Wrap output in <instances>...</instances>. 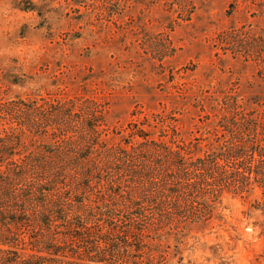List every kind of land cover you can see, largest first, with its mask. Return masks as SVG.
Listing matches in <instances>:
<instances>
[{
	"label": "rangeland",
	"instance_id": "obj_1",
	"mask_svg": "<svg viewBox=\"0 0 264 264\" xmlns=\"http://www.w3.org/2000/svg\"><path fill=\"white\" fill-rule=\"evenodd\" d=\"M33 2L29 10L27 0H0V134L17 135L19 157L51 149L52 126L38 134L20 124L27 115L2 108L50 103L66 109L60 129L69 109L70 124H96L95 148L129 151L147 138L191 159L253 140L264 125V0ZM46 106L39 125L55 119ZM106 179L93 178L76 199L97 218L118 219L130 193L141 229L120 256L94 264H264V185L254 173L221 178L217 197L167 215L125 178ZM28 235L24 255L37 252Z\"/></svg>",
	"mask_w": 264,
	"mask_h": 264
},
{
	"label": "trees",
	"instance_id": "obj_2",
	"mask_svg": "<svg viewBox=\"0 0 264 264\" xmlns=\"http://www.w3.org/2000/svg\"><path fill=\"white\" fill-rule=\"evenodd\" d=\"M17 1L23 5V0ZM22 7L33 10L36 6L27 0ZM46 105L54 108L55 119L39 125L43 120L36 113ZM1 110L14 118L19 113L27 115L25 122L19 123L38 134L47 133L52 126L55 140L51 149L39 147L19 157L17 135L12 131L0 134V264H94L120 256V248L129 245L128 237L136 235L132 228L141 229L136 222L139 215L132 210L139 203L128 193L121 204L127 212L122 218L117 215L114 219L111 213L107 218L95 217L91 207L76 199L79 190L94 186L93 178L100 185L107 175L110 186L125 178L132 190L142 191L146 204L158 209L160 215L177 213L208 195L217 197L221 178L254 173L256 181L264 185V125L256 130L253 140L238 141L215 154L191 159L147 138L129 151L104 144L95 148L99 145L96 124H70L75 114L69 109L65 113L69 124L60 129L57 117L66 109L50 103L26 107L27 112L24 108ZM137 131L140 137L148 136ZM227 182L234 183L231 179ZM23 233L29 234L36 253L19 251L25 243ZM68 251L78 260L68 259ZM83 253L90 263L82 261Z\"/></svg>",
	"mask_w": 264,
	"mask_h": 264
}]
</instances>
